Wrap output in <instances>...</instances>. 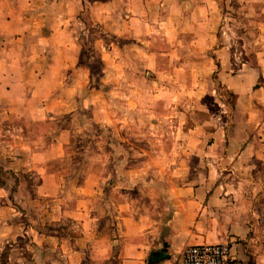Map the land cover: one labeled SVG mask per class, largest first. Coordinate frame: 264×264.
Masks as SVG:
<instances>
[{"label": "crops", "instance_id": "crops-1", "mask_svg": "<svg viewBox=\"0 0 264 264\" xmlns=\"http://www.w3.org/2000/svg\"><path fill=\"white\" fill-rule=\"evenodd\" d=\"M48 2L57 10L49 16L45 34L41 27L47 17L41 8ZM76 8L112 38L135 41L126 50L112 42L100 45L101 56L110 58L102 66L111 73L104 82L113 86L117 103L167 106L169 87H214L202 78L214 70L217 84L235 96L236 110L242 111L235 121L227 110L218 116L225 122L211 129L215 153L202 161L205 170H197L193 181L170 193L173 211L166 223L135 220L131 202L117 201L119 215L114 217L125 240L119 264H147L151 254L159 259L155 264H181L185 247L217 242L228 243L241 260L264 261V0H0V166L23 173L19 194L0 191V236L13 238L19 230L23 235V223L15 218L22 214L10 201L19 205L23 200L35 208L42 199L63 197L64 174L52 162L64 156L72 131L70 126L59 128L55 115L74 111L69 97L90 71L74 56L79 48L73 27ZM235 24L254 29L238 36L245 45H254L241 50L246 55L241 67L232 61L238 57L230 46ZM187 41L193 48L186 47ZM44 52L50 55L48 62L40 63ZM124 54L130 57L126 62L117 59ZM76 67L80 75L71 74ZM128 70L152 72L155 78L142 76L139 87L137 79L127 77ZM27 173L38 177L33 192L27 189ZM98 180L94 183L85 174L77 184L79 199L66 209L55 203L51 210L79 218L82 225L99 220L87 218L90 201L101 198L95 189ZM29 227L36 233L35 248L56 252L53 264H78L73 241ZM85 230L92 233V225ZM114 239L99 233L90 240L96 264L117 253Z\"/></svg>", "mask_w": 264, "mask_h": 264}, {"label": "rangeland", "instance_id": "rangeland-1", "mask_svg": "<svg viewBox=\"0 0 264 264\" xmlns=\"http://www.w3.org/2000/svg\"><path fill=\"white\" fill-rule=\"evenodd\" d=\"M52 6L48 2L41 8L45 12L44 17H47L41 27V32L45 34L48 31V18L57 10ZM74 16L75 43L79 47L74 56L77 57L78 65L83 64L90 71L84 85L74 90L69 97V107L74 106V111L55 115L59 120V128L70 126L72 131L64 156L52 162V166L59 167L64 174L63 197L56 202L42 199L41 205L35 208L23 200L19 205L14 200L10 201L18 206L16 209L22 215H16L15 218L23 223L24 229L22 236L20 230L19 236L13 238L0 236V264H53L56 261V252H47L33 246L36 233L29 231V226L43 235L52 234L73 241L80 253L78 264H96L89 254L90 240L99 233H108L113 239L116 237L114 240L118 250L116 254L112 252L109 260L101 264H119L120 251L125 240L117 230L119 226L114 217L118 214L115 212L117 201L131 202L129 207L135 220L143 218L147 223L156 220V225L159 226L166 223L173 211L170 193L177 186L193 181L197 170H205L206 166L202 161L207 163L210 155L215 153L211 148L214 144L211 129L225 122L218 116L226 114L227 110L230 116L234 114L235 121L236 116L239 117L242 112L241 109L236 110L235 96L221 84H217L219 78L214 70L202 75L204 80L213 81L214 87H169L170 103L167 106L156 103L151 106L117 103L113 86L104 82L109 81L111 73L104 72L102 66L109 63L110 58L101 56V48L105 43L112 42L126 50L133 48L135 41L112 38L99 24L89 20L88 15L82 16L80 8H76ZM232 28L234 36L230 46L238 56L233 57L232 61L241 67V61L246 57L243 52L246 48L252 49L254 45L250 42L249 46L245 45V41L238 36H241L240 31L243 35L254 29H245L243 24L232 25ZM186 47L193 48V45L187 41ZM44 56L40 63L48 62L49 53L44 52ZM128 58V54L117 57L121 62H126ZM140 71L133 73L128 70L126 74L127 77L137 79L139 87L144 79L142 76L155 78L152 72ZM71 74L80 75L78 67ZM137 90L142 92L141 89ZM124 92H128V89H124ZM94 101L91 105L90 102ZM238 106L241 107L239 103ZM224 151L223 148L220 153ZM197 161L200 166H196ZM0 168V191L3 193L6 190L11 195L19 194L21 187L18 186L23 173L5 170L2 166ZM85 174H89L94 183L99 177L95 189L101 192L100 199L94 196L93 201H90L91 210L87 213V218H100L83 221L82 225L79 218L56 213L51 210V206L59 203L66 209L76 202L80 196L77 184L81 183ZM24 175L29 181L27 189L33 192L38 182L37 175ZM89 225H92V233L85 232ZM25 229L28 231L24 232ZM40 233L38 235L41 237ZM26 245L30 250L26 249Z\"/></svg>", "mask_w": 264, "mask_h": 264}, {"label": "built area", "instance_id": "built-area-1", "mask_svg": "<svg viewBox=\"0 0 264 264\" xmlns=\"http://www.w3.org/2000/svg\"><path fill=\"white\" fill-rule=\"evenodd\" d=\"M181 264H264V261L241 260L232 253L228 243L217 242L185 247L181 256Z\"/></svg>", "mask_w": 264, "mask_h": 264}, {"label": "trees", "instance_id": "trees-1", "mask_svg": "<svg viewBox=\"0 0 264 264\" xmlns=\"http://www.w3.org/2000/svg\"><path fill=\"white\" fill-rule=\"evenodd\" d=\"M0 171H1V168H0ZM159 261V259L158 258H156V256L155 255H150L149 257H148V259H147V264H155V262H158Z\"/></svg>", "mask_w": 264, "mask_h": 264}]
</instances>
